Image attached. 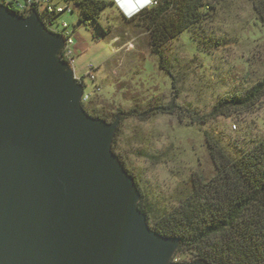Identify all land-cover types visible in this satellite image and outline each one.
Instances as JSON below:
<instances>
[{"label":"water","instance_id":"obj_1","mask_svg":"<svg viewBox=\"0 0 264 264\" xmlns=\"http://www.w3.org/2000/svg\"><path fill=\"white\" fill-rule=\"evenodd\" d=\"M61 35L0 5V264H187L90 116ZM203 264V263H191Z\"/></svg>","mask_w":264,"mask_h":264},{"label":"rangeland","instance_id":"obj_2","mask_svg":"<svg viewBox=\"0 0 264 264\" xmlns=\"http://www.w3.org/2000/svg\"><path fill=\"white\" fill-rule=\"evenodd\" d=\"M80 17L76 8L59 21L74 31L69 66L84 82L87 106L98 113L127 112L136 103L159 99L203 115L220 96L246 89L264 76V25L249 0H220L212 17L199 27L212 46L221 40L222 46L213 53L200 47L189 31L168 43L164 53L176 89L160 68L159 57L152 54L148 31L139 20H125L112 4L101 14L102 29L94 22L81 24ZM207 134L229 157L237 158L264 136V100L251 112L220 117L207 125L190 118L181 121L177 115L119 121L118 152L148 205L170 207L172 197L189 187L194 173L214 174ZM177 250L174 256L180 263H194L193 252Z\"/></svg>","mask_w":264,"mask_h":264},{"label":"trees","instance_id":"obj_3","mask_svg":"<svg viewBox=\"0 0 264 264\" xmlns=\"http://www.w3.org/2000/svg\"><path fill=\"white\" fill-rule=\"evenodd\" d=\"M220 0H156L157 4L146 8L127 21L139 20L148 31L153 55L158 56L160 68L173 79L165 56V47L186 31L192 32V39L213 53L222 46L221 40L210 43L203 37L199 27L203 26L216 9ZM259 20L264 25V0H249ZM80 10V23H96L101 29L100 17L112 4L106 0H61ZM12 12L17 13L14 10ZM213 41V39L211 40ZM264 100V76L250 87L220 96L209 113L200 115L198 110L185 108L171 101L165 103L152 99L148 103H136L131 110L117 113H98L94 107L83 105L86 112L97 119L123 121L136 118L148 121L162 115H177L190 118L199 125H207L220 117L242 115L253 111ZM106 113V112H105ZM206 145L215 172L211 177L194 173L187 189L172 197V206L152 208L141 193L140 211L146 215L149 226L159 235L176 238L177 251H191L194 263L203 264H264V136L237 158L229 157L208 134ZM118 139L113 141V153L127 169L118 152ZM136 181V179H135ZM177 258L176 255L173 259Z\"/></svg>","mask_w":264,"mask_h":264},{"label":"built area","instance_id":"obj_4","mask_svg":"<svg viewBox=\"0 0 264 264\" xmlns=\"http://www.w3.org/2000/svg\"><path fill=\"white\" fill-rule=\"evenodd\" d=\"M156 4L157 2L155 0V5ZM0 5L10 11H16L17 14L23 17H29L33 14V11H35L49 32L61 35L64 38L65 46L60 57L66 63H72V59L74 58L73 47L75 44L73 39L74 31L67 22L59 21V18L63 15L73 14V6L63 3L61 0H0ZM75 77L84 85L81 78L77 77V75H75ZM88 100L89 96L84 90L82 104H87ZM173 262L180 263V260L175 258Z\"/></svg>","mask_w":264,"mask_h":264},{"label":"clouds","instance_id":"obj_5","mask_svg":"<svg viewBox=\"0 0 264 264\" xmlns=\"http://www.w3.org/2000/svg\"><path fill=\"white\" fill-rule=\"evenodd\" d=\"M108 1V0H106ZM115 7H118L127 19H131L134 15L140 13L146 8L155 5V0H113Z\"/></svg>","mask_w":264,"mask_h":264},{"label":"crops","instance_id":"obj_6","mask_svg":"<svg viewBox=\"0 0 264 264\" xmlns=\"http://www.w3.org/2000/svg\"><path fill=\"white\" fill-rule=\"evenodd\" d=\"M112 1V5H115V2L113 1V0H111ZM118 8V7H117ZM118 10L120 11V14H121V16L124 18V19H126V17L124 16V14H123V12L118 8Z\"/></svg>","mask_w":264,"mask_h":264}]
</instances>
